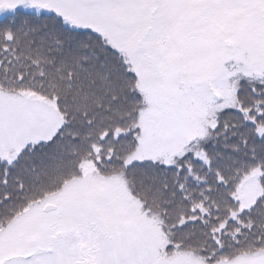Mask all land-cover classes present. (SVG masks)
I'll use <instances>...</instances> for the list:
<instances>
[{
    "label": "snow or ice",
    "instance_id": "snow-or-ice-1",
    "mask_svg": "<svg viewBox=\"0 0 264 264\" xmlns=\"http://www.w3.org/2000/svg\"><path fill=\"white\" fill-rule=\"evenodd\" d=\"M0 264H264V0H0Z\"/></svg>",
    "mask_w": 264,
    "mask_h": 264
}]
</instances>
